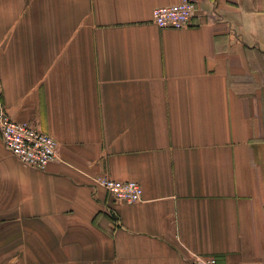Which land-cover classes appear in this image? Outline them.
Returning a JSON list of instances; mask_svg holds the SVG:
<instances>
[{
  "label": "crops",
  "instance_id": "crops-1",
  "mask_svg": "<svg viewBox=\"0 0 264 264\" xmlns=\"http://www.w3.org/2000/svg\"><path fill=\"white\" fill-rule=\"evenodd\" d=\"M182 1L0 0L5 105L59 145L40 171L0 133V264H264V0L153 22Z\"/></svg>",
  "mask_w": 264,
  "mask_h": 264
},
{
  "label": "built area",
  "instance_id": "built-area-1",
  "mask_svg": "<svg viewBox=\"0 0 264 264\" xmlns=\"http://www.w3.org/2000/svg\"><path fill=\"white\" fill-rule=\"evenodd\" d=\"M197 6L191 0L158 7L153 11V22L160 28L186 29L192 25ZM0 133L7 150L24 165L45 171L58 158V142L34 125L13 119L3 100L0 87ZM117 203L136 204L143 200V188L135 181H118L109 176L94 178ZM192 264H221L215 257L191 255Z\"/></svg>",
  "mask_w": 264,
  "mask_h": 264
}]
</instances>
